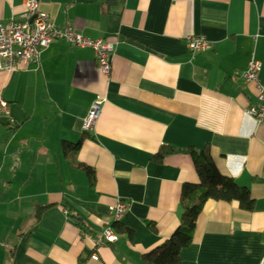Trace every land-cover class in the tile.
<instances>
[{
  "label": "crops",
  "instance_id": "obj_1",
  "mask_svg": "<svg viewBox=\"0 0 264 264\" xmlns=\"http://www.w3.org/2000/svg\"><path fill=\"white\" fill-rule=\"evenodd\" d=\"M26 1L0 0V22L21 17ZM38 7L59 28L116 44L108 77L91 48L64 40L43 49L38 64L0 72L8 104L0 118V264H146L142 255L179 224L182 185L198 183L187 150L205 147L255 207L208 200L181 264H264V124L245 113L257 93L242 78L254 59L264 88V0H38ZM188 36L211 48L190 53ZM97 97L101 109L85 132ZM78 163L94 171L92 184ZM118 202L127 205L119 224L130 237L111 227ZM107 226L117 235L112 244L93 249L82 237Z\"/></svg>",
  "mask_w": 264,
  "mask_h": 264
},
{
  "label": "built area",
  "instance_id": "obj_2",
  "mask_svg": "<svg viewBox=\"0 0 264 264\" xmlns=\"http://www.w3.org/2000/svg\"><path fill=\"white\" fill-rule=\"evenodd\" d=\"M54 40H64L71 46L91 48L94 53L95 63L104 77H108L111 69V56L115 49L113 42L105 40H92L70 26L59 28L51 22L49 16L40 11L38 0H27L25 12L19 18H10L6 22H0V72L7 74L24 69L28 64H38L43 49L47 48ZM185 44L190 53H199L211 48V43L204 37L188 36ZM260 62L251 59L242 74L243 80L253 84L257 97L256 101L245 109L257 125L264 124V88L260 84ZM103 101L97 97L89 108L83 121V130L90 132L95 125ZM8 113V104L0 98V118ZM127 205L118 202L109 209V214L114 222H119ZM84 240L92 243L93 249L106 244H112L117 240V235L109 226L103 229L98 236L82 233ZM92 260L98 257L93 254Z\"/></svg>",
  "mask_w": 264,
  "mask_h": 264
},
{
  "label": "trees",
  "instance_id": "obj_3",
  "mask_svg": "<svg viewBox=\"0 0 264 264\" xmlns=\"http://www.w3.org/2000/svg\"><path fill=\"white\" fill-rule=\"evenodd\" d=\"M70 146L69 143L64 142L62 150L66 152ZM187 153L194 163L198 183L182 185L179 224L167 240L142 255L141 258L146 264H181L180 252L192 243L196 219L208 200L236 202L243 211L254 210L255 201L250 196L249 190L237 184L233 178L220 173L207 147L188 149ZM75 167L86 173L91 184L94 182V171L90 167L81 163L75 164ZM44 208H41L38 214ZM111 227L117 233L131 236L130 231L124 229L119 222H113Z\"/></svg>",
  "mask_w": 264,
  "mask_h": 264
}]
</instances>
